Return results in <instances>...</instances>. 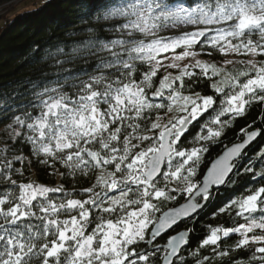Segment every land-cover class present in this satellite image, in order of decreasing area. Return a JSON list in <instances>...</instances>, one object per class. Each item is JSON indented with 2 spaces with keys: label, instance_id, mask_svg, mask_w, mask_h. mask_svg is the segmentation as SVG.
<instances>
[{
  "label": "snow or ice",
  "instance_id": "obj_1",
  "mask_svg": "<svg viewBox=\"0 0 264 264\" xmlns=\"http://www.w3.org/2000/svg\"><path fill=\"white\" fill-rule=\"evenodd\" d=\"M92 10L112 21L115 38L89 27L85 47L96 63L81 70L87 79L77 76L72 94L45 87L33 110L13 119V140L40 165L91 184L25 182L29 157L9 159L13 149H0V264H191L186 256L208 247L212 257L197 264L235 250L264 264V148L261 170L244 168L259 187L220 209L243 223L208 226L195 250L193 229L174 231L232 182L243 150L264 136L242 129L241 143L201 168L206 142L218 143L247 107L264 103V0H102ZM201 52L220 61L178 63ZM236 64L242 67L229 69ZM201 80L213 94L191 92ZM205 114L193 138L198 146L185 147V133ZM233 234L235 245L220 250Z\"/></svg>",
  "mask_w": 264,
  "mask_h": 264
},
{
  "label": "trees",
  "instance_id": "obj_2",
  "mask_svg": "<svg viewBox=\"0 0 264 264\" xmlns=\"http://www.w3.org/2000/svg\"><path fill=\"white\" fill-rule=\"evenodd\" d=\"M13 1L0 0V10L1 7L4 8V4ZM101 2L102 0H46L40 6L15 13V18L7 19L0 27V149L5 145L13 149L9 159L15 155L29 157L31 163L25 162L27 164L24 169L25 182L35 181L48 186L64 183L65 188L71 189L74 186L77 190L91 184L84 179H80L79 183H74L72 178L65 181L58 172L52 175V168L40 165L35 157L29 155L28 145L13 140L16 128L13 119L15 115H20L22 110L32 111L30 102L35 103V94L45 87L62 86L64 91L72 94L76 91L74 86L79 84L76 77L87 79L81 70L88 69L89 64L96 63V57L90 55L85 47V43L92 36L88 31L89 27L94 31L103 30L105 36L115 38L108 31L112 21L104 20L99 12L92 10V6ZM199 55L203 57V61L214 62V57L215 62L220 61V57L215 53L213 56L203 52ZM239 58L248 59L246 56ZM233 67L241 68L242 65L236 64L231 68ZM169 71L173 75L179 74V69ZM196 71L199 72L198 69ZM191 92L213 94L202 80L195 84ZM176 114L175 111L168 114L161 122H167V119ZM206 118L207 114L189 127L185 133V147L198 146L194 144L193 138L200 132L201 124ZM242 129L264 130V103H253L247 107L243 116L237 117L225 128L218 143L206 142L208 151L204 154L201 168L206 170L208 164L219 156L225 146L243 140ZM261 148H264V136H258L236 161L237 168L230 175L232 182L214 191L194 219L189 218L175 227L174 231L193 229L190 233L193 250L200 239L208 233V226L234 227L237 223L244 222L242 218H236L234 212L230 215L229 212H221L220 209L230 200L246 194L248 189L259 187L252 180V173L245 172L244 168L251 166L254 171L261 170V162L257 159V153ZM20 166L19 163L16 164V167ZM56 167L59 168V165ZM238 239L239 236L233 234L230 238L222 240L220 250L234 246ZM249 255L250 253L235 250L230 252L228 257L213 258V264H230V261L236 264H249ZM204 256L212 257L211 247L201 249L197 256L187 255L186 259L191 264H197V259L203 260Z\"/></svg>",
  "mask_w": 264,
  "mask_h": 264
},
{
  "label": "rangeland",
  "instance_id": "obj_3",
  "mask_svg": "<svg viewBox=\"0 0 264 264\" xmlns=\"http://www.w3.org/2000/svg\"><path fill=\"white\" fill-rule=\"evenodd\" d=\"M45 1L46 0H14L13 2L4 4L5 5L4 8L1 7V10H0V27L2 24H4V21H6L7 19L15 18V13L23 12L26 9H31V8H34L36 6H40ZM161 34L166 35L168 33H161ZM168 55H170V54H168ZM197 59L203 61V57L198 54L195 58H192V57L185 58L184 60L179 61L178 63L181 66H183L185 64H194L195 60H197ZM226 59L240 60L241 58H239V56H235V55L230 54L228 57H226ZM169 62H171V61L170 60L164 61L165 64H167ZM231 67L232 66H229V68H231Z\"/></svg>",
  "mask_w": 264,
  "mask_h": 264
},
{
  "label": "water",
  "instance_id": "obj_4",
  "mask_svg": "<svg viewBox=\"0 0 264 264\" xmlns=\"http://www.w3.org/2000/svg\"><path fill=\"white\" fill-rule=\"evenodd\" d=\"M242 141H243V140H241V141H239V142H234V144L241 143ZM251 143H252V142H251ZM251 143H250V144H251ZM234 144H233V145H234ZM250 144H249V145H250ZM249 145H248L247 147H249ZM231 146H232V145H230V146H228V147H231ZM247 147H246V148H247ZM246 148H245V149H246ZM245 149H244L243 151H245ZM224 150H225V148L223 149V151H224ZM223 151H222V152H223ZM222 152H221L219 155H221ZM217 157H218V156H217ZM217 157H216V158H217ZM216 158H214V159H216ZM214 159H213V160H214ZM237 160H238V159H237ZM234 170H235V169H234ZM230 175H231V174H230ZM220 188H221V186H220ZM175 227H176V226H175ZM180 231H182V230L175 231V232H180Z\"/></svg>",
  "mask_w": 264,
  "mask_h": 264
},
{
  "label": "bare ground",
  "instance_id": "obj_5",
  "mask_svg": "<svg viewBox=\"0 0 264 264\" xmlns=\"http://www.w3.org/2000/svg\"><path fill=\"white\" fill-rule=\"evenodd\" d=\"M244 152V151H243ZM241 157V156H240ZM240 157L238 159H240Z\"/></svg>",
  "mask_w": 264,
  "mask_h": 264
}]
</instances>
